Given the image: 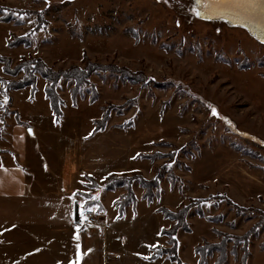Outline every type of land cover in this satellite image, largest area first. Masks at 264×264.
<instances>
[{
    "label": "rangeland",
    "instance_id": "374dc122",
    "mask_svg": "<svg viewBox=\"0 0 264 264\" xmlns=\"http://www.w3.org/2000/svg\"><path fill=\"white\" fill-rule=\"evenodd\" d=\"M0 6L22 13L15 14L17 23H0V55L14 65L33 57L58 71L84 67L88 61L126 68L145 78L133 85L95 72L76 98L75 83L61 81L59 124L44 95L43 79L32 99L29 88L12 91L10 103L0 94V154L17 120L32 132L35 126L36 135L28 139V147L37 149L32 164L48 167L42 178L51 182H58L64 169L77 186V170L82 171L75 195L79 202H96L88 208H95L100 221L104 211L108 220L115 219L125 194L124 188L104 189L109 174L130 177L138 172L150 180L167 164L160 196L152 202L157 212L160 207L174 212L216 196L236 205L218 200L193 207L188 216L191 233L177 234L180 260L198 261L195 247L206 241L223 242L226 264H242L244 258L246 264H264V44L242 28L197 18L192 11L195 0H0ZM38 12L46 25L30 36V46L9 47L12 35L27 36L37 26ZM0 78L13 80L3 73L1 63ZM213 107L218 115L212 114ZM108 108L105 131L93 134L95 122ZM155 153L174 156L153 162L139 157ZM132 190L139 213L146 217L143 223L150 230L167 229L171 224L161 213L151 216L137 182ZM97 193L99 198L93 199ZM133 214L127 211L112 234L141 232ZM250 231L247 248L245 241L235 243ZM129 254L103 250L100 258L109 257L114 264ZM218 257L213 252L206 264H215Z\"/></svg>",
    "mask_w": 264,
    "mask_h": 264
},
{
    "label": "crops",
    "instance_id": "0c3cea01",
    "mask_svg": "<svg viewBox=\"0 0 264 264\" xmlns=\"http://www.w3.org/2000/svg\"><path fill=\"white\" fill-rule=\"evenodd\" d=\"M28 129L15 123L10 130L13 136H9L7 147L0 154V164L3 165L0 167V264H57V261L68 264L69 260L75 258L77 243L81 251L79 264H109V257L103 261L100 258L103 250H130L129 256L125 259L120 257L114 264H173L166 256L145 260L142 255H137L152 254V248L146 245L157 241V246L168 247V238L156 235L162 228L150 230L143 223L146 217L139 213V201L136 206L126 210V213L134 211L132 221L141 228V232L135 235L112 234L115 223L125 219L126 215L121 219L116 216L108 220L105 211L98 228H77L76 214L80 203L74 193L80 189L82 171L77 170L75 183L78 186L70 183L71 177L64 169L58 182L42 178V174L49 170L43 163L42 166L32 164L30 157L37 153V149L28 147V139L36 135V129L34 126L32 134ZM147 205L151 216H154L152 212L158 213L154 203ZM76 234L79 235L78 241L74 238ZM182 262L198 264L196 259L192 263Z\"/></svg>",
    "mask_w": 264,
    "mask_h": 264
},
{
    "label": "trees",
    "instance_id": "16d2710c",
    "mask_svg": "<svg viewBox=\"0 0 264 264\" xmlns=\"http://www.w3.org/2000/svg\"><path fill=\"white\" fill-rule=\"evenodd\" d=\"M15 14L22 15L20 11L9 10L0 6V23L9 24V23H17V17ZM37 17V26L32 30V32L27 36H15L12 35L7 45L11 48H16L19 46L29 47L30 46V36L41 30L43 26L46 25L43 19V13L38 12L35 14ZM0 63L2 64V71L5 75L13 78V80H3L0 78V94L2 98L4 96L8 97V102H11L12 91H20L29 88L31 91L30 98H33V95L36 92V86L38 80L41 78L46 83L44 86V95L49 102V106L54 118V122L59 124L63 118L62 105L63 101L58 92V85L63 80H69L75 83L72 89V97L76 98L77 95H82L83 89L90 83V78L95 72H105L108 74H112L114 77L128 82L133 85L141 84L145 81L143 75L131 72L126 68H120L117 66L110 65L108 67H103L99 64L91 63L86 61L84 63V67L72 66L69 69L58 70L55 71L52 68L48 67L47 64L40 58H29V59H21L15 65L10 58L4 57L0 55ZM97 97V93L93 94L91 98V102H95ZM1 101V100H0ZM125 106H121L119 111L123 109ZM114 109V108H112ZM111 109H106L104 115L95 122L93 134L98 132L105 131L107 124L110 121ZM16 117L19 119V113L16 112ZM19 124L22 122L17 120ZM171 158L174 156L173 154L161 155L158 153L152 155H139L142 159H148L151 162L158 158L164 157ZM167 164L160 166L156 171L155 175L152 179L147 180L138 172H133L132 175H116L109 174L103 181L104 189L107 191H115L120 188L125 189V194L122 195L120 200L117 203L118 208V219H121L125 216L126 210L130 206H135L137 203L136 196L132 190V187L135 182L144 190L142 195V199L146 200L148 204H151L155 198L160 196V185L165 175V167ZM168 177L175 183L176 178L174 175L168 173ZM172 182V183H173ZM225 201L227 205L235 207L236 205L233 202L225 197L216 196L210 198L208 200H194L189 205L181 206L176 211H170L168 208L160 207L158 212L161 213L164 219L171 221V225L169 228H163L161 230V236L168 238L169 247L164 249L160 246L157 248H152V254L149 257V260H155L158 257L166 256L173 264H184L178 255V240L177 234L180 230L191 233V227L188 223V216L190 215V211L193 207L198 206L207 201ZM94 203H87V207L93 206ZM101 209V208H100ZM239 210V209H237ZM253 231V229H252ZM252 235L251 231L245 236L239 238L236 237L235 243L238 244L240 241H245L247 248L248 239ZM224 237V235H223ZM225 238V237H224ZM232 239V238H231ZM223 242H219L218 244H208V242L204 241L202 244H199L195 247V254L199 257L198 264H206L207 257L213 252H217L219 257L215 264H226L225 255L226 251L224 250ZM247 257V256H246ZM246 264V258L243 259V263Z\"/></svg>",
    "mask_w": 264,
    "mask_h": 264
},
{
    "label": "snow or ice",
    "instance_id": "6c2138e0",
    "mask_svg": "<svg viewBox=\"0 0 264 264\" xmlns=\"http://www.w3.org/2000/svg\"><path fill=\"white\" fill-rule=\"evenodd\" d=\"M168 0H165V3H167ZM196 8H193L192 11L195 13L197 16L203 15L204 17L211 18L209 16V12H216L218 14L227 15L235 12L236 10L239 9H248L251 8V0H196ZM198 8L204 9L203 11L198 10ZM4 100L7 101L8 97L4 96ZM211 112L213 115H218L217 110L213 107L211 108ZM29 132H31V129H28ZM91 134V133H89ZM170 166V165H169ZM0 167H3L2 164H0ZM81 175H85L84 173H81ZM88 176H91V173H87ZM82 183H91V181H82ZM75 195V193H74ZM93 199H98L99 195L98 193L92 197ZM80 207H79V219L80 223H84L85 221L88 220L87 215L85 214L87 211H95V208L89 209L84 201H80ZM77 228H79V224L76 225ZM157 236L161 235V232L156 233ZM74 238L78 241L79 240V235L76 234L74 235ZM159 244V241L152 243L150 245H146L149 248H157V245ZM34 251H39V249H35ZM88 251H91L89 249ZM137 255H142V258L145 260L149 259V253L148 255H143L141 253H137ZM81 258V251H80V244H76V254L74 260H69L68 264H79ZM57 264H61L60 261H57Z\"/></svg>",
    "mask_w": 264,
    "mask_h": 264
},
{
    "label": "water",
    "instance_id": "95a60500",
    "mask_svg": "<svg viewBox=\"0 0 264 264\" xmlns=\"http://www.w3.org/2000/svg\"><path fill=\"white\" fill-rule=\"evenodd\" d=\"M251 8L248 9H239L235 12L227 15L221 16L216 12H209V16L211 18L203 17V15L199 16V18H203L201 20H212L219 19V16L225 18L229 21L228 24L239 25L242 29L256 34V39L260 42H264V0H251ZM200 11L204 9L200 8ZM226 22L225 20H222ZM33 132H29L32 134Z\"/></svg>",
    "mask_w": 264,
    "mask_h": 264
},
{
    "label": "built area",
    "instance_id": "2783aa9c",
    "mask_svg": "<svg viewBox=\"0 0 264 264\" xmlns=\"http://www.w3.org/2000/svg\"><path fill=\"white\" fill-rule=\"evenodd\" d=\"M89 209H91V208H89ZM85 214L87 215L88 220L85 221L84 223H80L79 211L77 212L76 225L79 224V227L82 228V229H85V228H90V229L98 228L99 223H100V218L98 216V212L96 210L95 211H87Z\"/></svg>",
    "mask_w": 264,
    "mask_h": 264
},
{
    "label": "bare ground",
    "instance_id": "6f19581e",
    "mask_svg": "<svg viewBox=\"0 0 264 264\" xmlns=\"http://www.w3.org/2000/svg\"><path fill=\"white\" fill-rule=\"evenodd\" d=\"M195 2H196V0H195ZM197 7V5L195 6V8ZM200 8H198V10H199ZM197 18H199V16H196ZM204 17V16H203ZM200 19V18H199ZM201 19H203V18H201ZM222 20H225L226 22H224V21H222ZM205 21V20H204ZM207 22H221V23H225V24H228L229 23V21H227L225 18H222L221 16H219V19H217V20H215V19H212V20H206ZM229 26H231V27H239V28H241L239 25H235V24H228ZM246 31V30H245ZM251 37H253L255 40H257L256 39V34L253 32H251V34L248 32V31H246ZM258 41V40H257ZM258 42H260V41H258ZM260 43H262V44H264V42H260Z\"/></svg>",
    "mask_w": 264,
    "mask_h": 264
}]
</instances>
